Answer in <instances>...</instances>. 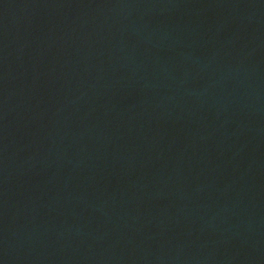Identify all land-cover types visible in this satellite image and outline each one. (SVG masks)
Wrapping results in <instances>:
<instances>
[{
  "label": "water",
  "instance_id": "obj_1",
  "mask_svg": "<svg viewBox=\"0 0 264 264\" xmlns=\"http://www.w3.org/2000/svg\"><path fill=\"white\" fill-rule=\"evenodd\" d=\"M0 264H264V0H0Z\"/></svg>",
  "mask_w": 264,
  "mask_h": 264
}]
</instances>
